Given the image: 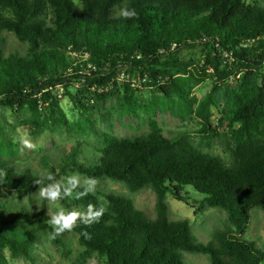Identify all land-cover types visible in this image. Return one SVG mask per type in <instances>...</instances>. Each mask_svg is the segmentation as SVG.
<instances>
[{"label": "trees", "instance_id": "1", "mask_svg": "<svg viewBox=\"0 0 264 264\" xmlns=\"http://www.w3.org/2000/svg\"><path fill=\"white\" fill-rule=\"evenodd\" d=\"M125 8L136 15L123 18ZM3 30L26 43L24 52L5 51ZM184 48L194 51L188 60L179 56ZM209 70L212 90L199 102L184 78ZM118 74L130 77L127 94L153 88L164 98L175 96L183 109L196 107L205 114L202 132L209 137L223 124L212 127L210 107L223 82L232 80L227 117L233 164L197 150L188 132L169 137L157 125L139 137L107 136L96 164L74 161L72 168L96 181L122 182L132 193L152 189L156 214L151 217L127 195L106 193L103 201L95 193L77 199L74 192L61 203L106 209L99 223H78L59 235L74 232L84 247L74 264H86L94 254L105 264H186L184 253L205 254L212 264H263L264 249L243 236L252 209L264 211V6L246 0H0V104L28 106L39 117L43 110H60L58 85H83L75 94L80 104L87 91L105 100L118 91ZM137 78L146 81L134 85ZM45 124L32 122L33 133ZM48 168L59 181L57 169ZM39 176L0 161V191L34 193ZM188 187L204 196L202 209L227 212L231 228L216 230L209 244L197 241L188 218L169 216L168 195L187 200ZM47 205L42 200L34 220L23 211L0 214V264H9L4 249L14 258L33 259L37 233L52 231Z\"/></svg>", "mask_w": 264, "mask_h": 264}, {"label": "rangeland", "instance_id": "2", "mask_svg": "<svg viewBox=\"0 0 264 264\" xmlns=\"http://www.w3.org/2000/svg\"><path fill=\"white\" fill-rule=\"evenodd\" d=\"M253 6H264V0H246ZM4 48L6 52H24L26 43L17 39L13 32L3 30ZM194 51L182 49L180 57L190 59ZM197 56L201 51L196 52ZM123 73V72H122ZM139 77V76H138ZM130 79L119 74L113 78L117 85V92L108 99L94 100L87 91L81 104L75 94L83 89L78 82H67L57 86L60 110L46 113L44 110L36 117L28 106L13 107L0 104V161L17 166L21 170L29 169L36 175L48 172V166H54L59 173V181L72 174H78L81 180L89 177L74 170L73 162L94 165L103 155L107 136L119 139L133 138L145 135L151 131L153 125L163 129L164 134L173 137L181 132H188L191 142L197 150L218 157L225 165L233 164L232 140L229 133L230 118L227 112L230 107L228 82L216 95L214 104L210 107L213 116L210 118L212 127L223 120L216 137H209L202 132L207 124L205 114L197 112L196 107L191 111L183 109L178 99L164 98L163 94L153 88H141L135 95L126 93L125 84ZM138 78L133 82L137 83ZM213 71L204 75H186L184 86L190 91L191 97L202 101L212 90ZM137 85V84H136ZM92 87L90 90H94ZM79 98V97H78ZM45 121L44 127L37 128L36 134L31 129L34 125ZM33 125V126H34ZM41 128H44L42 131ZM27 139L34 147L29 148L23 143ZM190 189V190H189ZM187 200H179L168 195L169 216L172 220L188 218L194 237L203 244H209L216 230L230 229L227 212L220 208L202 209L203 195L188 187ZM38 191V190H37ZM26 193L15 190L0 191V214L6 217L14 216L23 211L30 220L36 219L42 213V199L38 192ZM103 201V194L114 193L127 195L134 199L136 206L148 213L151 217L156 214V195L150 188L132 193L122 183L111 179L97 180L95 192ZM58 206L66 209L84 210L79 205L67 206L57 202L47 205L45 212L50 216ZM234 230V229H231ZM38 240L31 248L33 259L24 257L14 258L9 249H4V257L9 264H74L77 262L84 247L78 236L67 233L63 237H51V232L40 231ZM245 239L254 241L264 249V211L255 207L251 211V219ZM60 240V241H59ZM186 264H212L205 254L184 253ZM86 264H105V259L94 254ZM264 264V262H263Z\"/></svg>", "mask_w": 264, "mask_h": 264}, {"label": "clouds", "instance_id": "3", "mask_svg": "<svg viewBox=\"0 0 264 264\" xmlns=\"http://www.w3.org/2000/svg\"><path fill=\"white\" fill-rule=\"evenodd\" d=\"M121 15L125 19H131L136 15V11L134 8H125L121 10ZM23 143L29 148L34 147L26 138L23 139ZM35 183L39 186L37 191L39 197L49 205H55L59 201L71 198L74 192L77 199L95 192L97 181L92 177L82 181L78 174L68 175L62 181H58L53 174L45 173L41 174ZM105 212L106 209L102 205L89 204L84 210L58 206L48 220L52 230L51 237L55 239L62 233L72 230L78 223L86 226L99 223Z\"/></svg>", "mask_w": 264, "mask_h": 264}, {"label": "built area", "instance_id": "4", "mask_svg": "<svg viewBox=\"0 0 264 264\" xmlns=\"http://www.w3.org/2000/svg\"><path fill=\"white\" fill-rule=\"evenodd\" d=\"M121 77L123 78L124 76L121 75ZM143 81H146V79H145V78H144V79H139L138 82H137L136 84H137V85H140V83L143 82ZM136 84L134 83V85H136Z\"/></svg>", "mask_w": 264, "mask_h": 264}]
</instances>
